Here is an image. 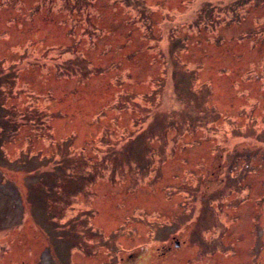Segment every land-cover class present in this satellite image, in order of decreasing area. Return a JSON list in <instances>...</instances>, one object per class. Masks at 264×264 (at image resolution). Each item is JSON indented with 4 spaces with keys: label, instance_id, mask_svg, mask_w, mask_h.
Listing matches in <instances>:
<instances>
[{
    "label": "rangeland",
    "instance_id": "1",
    "mask_svg": "<svg viewBox=\"0 0 264 264\" xmlns=\"http://www.w3.org/2000/svg\"><path fill=\"white\" fill-rule=\"evenodd\" d=\"M0 264H264V0H0Z\"/></svg>",
    "mask_w": 264,
    "mask_h": 264
},
{
    "label": "water",
    "instance_id": "2",
    "mask_svg": "<svg viewBox=\"0 0 264 264\" xmlns=\"http://www.w3.org/2000/svg\"><path fill=\"white\" fill-rule=\"evenodd\" d=\"M176 246H178V244H176Z\"/></svg>",
    "mask_w": 264,
    "mask_h": 264
}]
</instances>
